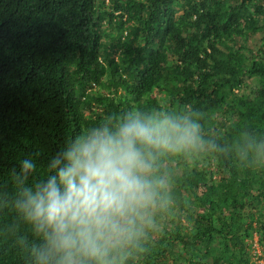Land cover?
<instances>
[{
  "label": "trees",
  "instance_id": "trees-1",
  "mask_svg": "<svg viewBox=\"0 0 264 264\" xmlns=\"http://www.w3.org/2000/svg\"><path fill=\"white\" fill-rule=\"evenodd\" d=\"M104 21L119 33L105 52ZM242 21L263 30L264 0H0V264H37L44 243L16 207L18 161L36 160L34 181L82 131L131 110L191 114L203 143L159 158L173 202L165 210L175 212L161 239L145 237L126 264H194L198 250L215 264H249L245 235L251 220L264 226V59L233 48ZM246 73L261 85L239 101ZM210 157L224 162L226 179H213L202 162ZM184 189L204 208L185 210L187 234L176 224Z\"/></svg>",
  "mask_w": 264,
  "mask_h": 264
},
{
  "label": "clouds",
  "instance_id": "clouds-1",
  "mask_svg": "<svg viewBox=\"0 0 264 264\" xmlns=\"http://www.w3.org/2000/svg\"><path fill=\"white\" fill-rule=\"evenodd\" d=\"M202 143L191 114L131 110L82 131L34 181L36 160H19L16 207L44 241L37 264H126L167 208L159 158Z\"/></svg>",
  "mask_w": 264,
  "mask_h": 264
},
{
  "label": "rangeland",
  "instance_id": "rangeland-1",
  "mask_svg": "<svg viewBox=\"0 0 264 264\" xmlns=\"http://www.w3.org/2000/svg\"><path fill=\"white\" fill-rule=\"evenodd\" d=\"M245 25L244 21L241 23V31L236 34V43L233 48H237L239 46L248 48L251 53L256 55L257 57H260L264 59V29L263 30H255L253 28L244 27ZM102 33H103V51L105 52L109 46L112 43V40H116L119 36V33L115 30V28L109 24H107L105 21L102 25ZM261 85V80L258 75L246 73L244 76L243 83L241 87L237 90V97L239 101H242L244 99H254L257 91ZM157 97H159V94L157 92L154 93ZM205 160L202 161L203 163L208 165V170L212 174V177L214 180H221L222 178H225L228 176V171L226 167L224 166V162L218 161L215 157L210 158H204ZM254 164L256 167H258V164L256 161H254ZM175 169L180 170V164L178 160L174 163ZM165 185L167 187L170 186V181L168 179H165ZM207 186H202L198 191L202 193V196L205 198L207 197ZM183 199L185 202V205L182 209H180V213H182V216L177 220L178 225L183 227V233L187 234L189 231H192L191 224L185 219L184 213L185 210H187L189 207L195 208L199 212H203L204 208L203 206H198L195 203V197L189 190H182ZM169 203H173L170 200ZM258 209L260 211H264V204L259 205ZM174 208L172 211H168V214L166 210H162L157 217V224L158 227L155 231L150 232L146 237L147 239L159 241L161 239V236L163 234L162 226L165 224L166 221H168L171 216L173 215ZM251 212H255V216H258V211L252 209ZM247 221H250V216H248ZM253 222V229L251 230V234L245 235L244 242L246 244L247 253L249 257V264H264V226L263 224H260L257 222V220H251ZM171 240H173V245L177 251L180 253L184 252V249L182 247V243L178 240H175L171 237ZM221 243L220 239H216V244L219 245ZM196 254H199V257H192L195 261L194 264H215L211 257H206L203 255L202 250L196 251ZM185 256L181 257H171L168 259H163L164 264H185L187 262L186 259H184ZM221 264H226L225 261H223Z\"/></svg>",
  "mask_w": 264,
  "mask_h": 264
}]
</instances>
